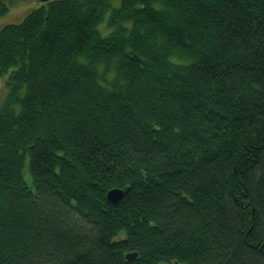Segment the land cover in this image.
Masks as SVG:
<instances>
[{
  "label": "trees",
  "instance_id": "trees-1",
  "mask_svg": "<svg viewBox=\"0 0 264 264\" xmlns=\"http://www.w3.org/2000/svg\"><path fill=\"white\" fill-rule=\"evenodd\" d=\"M31 1L0 31V264H264V0Z\"/></svg>",
  "mask_w": 264,
  "mask_h": 264
},
{
  "label": "rangeland",
  "instance_id": "rangeland-1",
  "mask_svg": "<svg viewBox=\"0 0 264 264\" xmlns=\"http://www.w3.org/2000/svg\"><path fill=\"white\" fill-rule=\"evenodd\" d=\"M12 2L13 7L8 13L0 15V31L3 27L9 24H18L23 21V19L36 8V5L31 0H6V2ZM7 75L0 76V107L4 102L7 94L6 81ZM27 179H29L27 170L25 172Z\"/></svg>",
  "mask_w": 264,
  "mask_h": 264
},
{
  "label": "water",
  "instance_id": "water-1",
  "mask_svg": "<svg viewBox=\"0 0 264 264\" xmlns=\"http://www.w3.org/2000/svg\"><path fill=\"white\" fill-rule=\"evenodd\" d=\"M125 193H126V189L113 188L108 191L107 198L110 202L117 203L121 200V198L124 196ZM137 255L138 254L136 252L128 253L126 255V259L132 261L137 257ZM175 264H179V263L175 262Z\"/></svg>",
  "mask_w": 264,
  "mask_h": 264
}]
</instances>
